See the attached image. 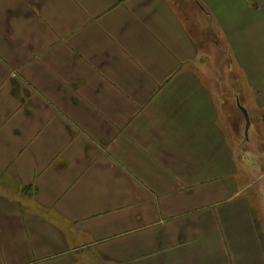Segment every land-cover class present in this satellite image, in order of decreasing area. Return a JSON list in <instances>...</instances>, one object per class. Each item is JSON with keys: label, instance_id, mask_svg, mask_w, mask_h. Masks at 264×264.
<instances>
[{"label": "crops", "instance_id": "1", "mask_svg": "<svg viewBox=\"0 0 264 264\" xmlns=\"http://www.w3.org/2000/svg\"><path fill=\"white\" fill-rule=\"evenodd\" d=\"M259 121L264 0H0V264H264Z\"/></svg>", "mask_w": 264, "mask_h": 264}, {"label": "rangeland", "instance_id": "2", "mask_svg": "<svg viewBox=\"0 0 264 264\" xmlns=\"http://www.w3.org/2000/svg\"><path fill=\"white\" fill-rule=\"evenodd\" d=\"M229 65V62H226V66H228ZM227 67H226V87L227 88H232L233 86L234 87H239L240 85H239V81L237 80V79H235V78H231L230 76H229V74H230V72H229V74L227 73ZM229 71V70H228ZM220 86H222L221 84H217L215 87H220ZM242 98H243V102H246L247 103V105H248V107H250L251 106V103H252V101H253V98H254V96L253 95H251L250 93H248L247 91H243V94H242ZM242 112V111H241ZM248 114V113H247ZM248 118H249V116H248ZM232 125H233V123H232V121L228 118V116L226 115V130H231L233 127H232ZM258 128H259V130L261 131V132H263L264 133V122L263 121H259V123H258ZM248 129H249V127H248ZM244 136L245 137H247L248 136V130L246 131V133H245V130H244Z\"/></svg>", "mask_w": 264, "mask_h": 264}, {"label": "water", "instance_id": "3", "mask_svg": "<svg viewBox=\"0 0 264 264\" xmlns=\"http://www.w3.org/2000/svg\"><path fill=\"white\" fill-rule=\"evenodd\" d=\"M240 110L242 111V114L244 116V119H245V131L248 130V127H249V118H248V114L246 112V110L244 108H240Z\"/></svg>", "mask_w": 264, "mask_h": 264}]
</instances>
